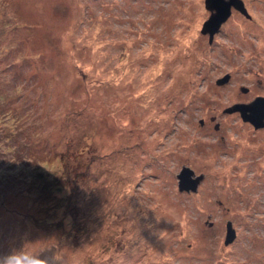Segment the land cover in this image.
Listing matches in <instances>:
<instances>
[{"label":"rangeland","instance_id":"rangeland-1","mask_svg":"<svg viewBox=\"0 0 264 264\" xmlns=\"http://www.w3.org/2000/svg\"><path fill=\"white\" fill-rule=\"evenodd\" d=\"M243 2L210 41L205 0H0V254L264 264V133L225 113L264 96V0ZM86 165L71 203L37 202L36 175L66 191Z\"/></svg>","mask_w":264,"mask_h":264},{"label":"water","instance_id":"water-1","mask_svg":"<svg viewBox=\"0 0 264 264\" xmlns=\"http://www.w3.org/2000/svg\"><path fill=\"white\" fill-rule=\"evenodd\" d=\"M205 7L211 12L210 17L206 20L202 27V33L210 36L212 41L214 35L220 30L221 26L229 19L232 9L235 8L242 13H246V8L243 0H205ZM219 81L224 83L228 80ZM246 91V89H243ZM239 112L241 118L251 123L256 129L264 127V97H258L249 104H236L225 110L227 113ZM204 176H195L193 170L189 167H184L178 174L179 190L181 192H196L200 182ZM236 238V231L233 228L232 222L227 224L226 244L234 241Z\"/></svg>","mask_w":264,"mask_h":264},{"label":"trees","instance_id":"trees-1","mask_svg":"<svg viewBox=\"0 0 264 264\" xmlns=\"http://www.w3.org/2000/svg\"><path fill=\"white\" fill-rule=\"evenodd\" d=\"M62 161H63V166H68V157L65 155H63L61 157ZM65 161V163H64ZM87 167L85 168V171H82L81 169L76 170L72 181H71V185L69 186V189H67L66 191L62 190L60 187H56L54 182L51 180H47L44 176L42 175H36V179L39 180V182H41L39 185H37L36 187V192H37V198L38 201L40 202V205L43 208H48L51 211H56V209H58V207L62 205V201H63V197H66V201L70 202V199L72 198V194L76 193L77 188L79 187V184L81 182V180H85L86 177H88L89 171L90 170V166L86 165ZM88 171V172H87ZM82 177V178H81ZM79 181V182H77ZM76 185V186H75ZM57 195H61V196H57ZM59 201V203L61 205H59V203H57L56 201ZM53 201V203H51ZM75 208V206H74ZM62 209V208H61ZM67 213H69L68 215L71 214V217L74 216L72 213L73 211L69 210L67 211ZM67 215V214H66ZM67 215V216H68Z\"/></svg>","mask_w":264,"mask_h":264},{"label":"clouds","instance_id":"clouds-1","mask_svg":"<svg viewBox=\"0 0 264 264\" xmlns=\"http://www.w3.org/2000/svg\"><path fill=\"white\" fill-rule=\"evenodd\" d=\"M0 264H52L50 259L25 251L24 247L0 254Z\"/></svg>","mask_w":264,"mask_h":264},{"label":"flooded vegetation","instance_id":"flooded-vegetation-1","mask_svg":"<svg viewBox=\"0 0 264 264\" xmlns=\"http://www.w3.org/2000/svg\"><path fill=\"white\" fill-rule=\"evenodd\" d=\"M245 5V8H246V13H242L241 12V16H245L248 20H252L253 19V14L250 12V7L247 5L246 6V4H244ZM233 9H235V8H233ZM235 11L236 12H240L239 10H237V9H235ZM232 14V13H231ZM229 77H231V74L229 75ZM248 89V88H247ZM258 97H264V96H257L256 97V99L258 98ZM249 103H251V102H249ZM249 103H244V104H249ZM237 104H242V103H237ZM226 113V112H225ZM241 116V115H240ZM201 124L202 125H204V120H202L201 121ZM251 124V123H250ZM214 128H215V130H219V128H220V125H219V123H217L215 126H214ZM255 128V127H254ZM256 129V128H255ZM257 131H258V129H256ZM259 130L261 131V132H263L264 133V127L263 128H259Z\"/></svg>","mask_w":264,"mask_h":264},{"label":"bare ground","instance_id":"bare-ground-1","mask_svg":"<svg viewBox=\"0 0 264 264\" xmlns=\"http://www.w3.org/2000/svg\"><path fill=\"white\" fill-rule=\"evenodd\" d=\"M224 182V181H223Z\"/></svg>","mask_w":264,"mask_h":264}]
</instances>
